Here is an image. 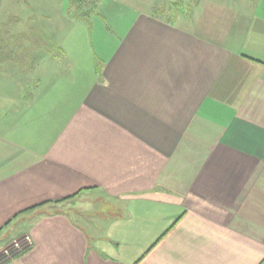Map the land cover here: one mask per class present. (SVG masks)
Masks as SVG:
<instances>
[{
	"label": "crops",
	"instance_id": "crops-1",
	"mask_svg": "<svg viewBox=\"0 0 264 264\" xmlns=\"http://www.w3.org/2000/svg\"><path fill=\"white\" fill-rule=\"evenodd\" d=\"M142 7L113 23L50 126L55 93L34 97L31 56L0 66L23 75L4 104L21 126L0 122V252L31 245L0 264L264 262V0ZM15 27L0 22V39Z\"/></svg>",
	"mask_w": 264,
	"mask_h": 264
},
{
	"label": "rangeland",
	"instance_id": "rangeland-1",
	"mask_svg": "<svg viewBox=\"0 0 264 264\" xmlns=\"http://www.w3.org/2000/svg\"><path fill=\"white\" fill-rule=\"evenodd\" d=\"M99 1L100 2L97 4H94L93 0L90 1L91 3H85L80 12L77 11L79 4H73L72 9L68 0L0 1V22L4 21L5 28H13L17 22H20V24H17L13 31L15 30V33H21V42H7L10 49L15 51L17 50L18 45H21V55H23L21 60L24 63L28 62L27 65L30 67L34 66L33 70L28 67V69L32 70L31 76L33 79L38 78L41 81L40 88L33 94L34 97H37L41 91L47 95H50L53 92L55 93L53 98L56 102H53V104L48 106L45 111L48 114V117L42 119V123L47 126H50L49 120L51 119V116L57 115L56 110L61 111L60 115L63 113L65 115L68 114L67 111L70 109V104H68V102L69 99H72L73 95H70V92L65 93V91H68L71 87L74 89L73 81L76 82L77 85L83 84L82 80H80L82 73L79 69L92 65L90 63L91 61H94L95 56H98L101 51L106 50L107 46L112 45L108 43L109 37L112 36L111 29H116V25L114 24L113 26V23L120 18V15L122 16L125 14V17L130 19L132 12H136V9L138 12H145L142 7L144 4L153 2L154 5L156 3L162 4L168 0ZM89 10L90 15H84V13L86 14ZM91 10L93 11L91 12ZM77 12L80 14L79 18L75 16V13ZM49 18L51 21H49ZM107 20L110 21L106 22ZM40 31L44 34L51 33L48 34V36H52L55 42L52 43L49 40L50 38L41 34ZM0 32L2 34L4 30L0 29ZM2 39L7 41L4 38ZM56 47L62 49L63 54H60V52L56 50ZM53 51L54 53L57 51L56 54L58 56L63 55L64 58H55L52 55L48 56L44 53L48 52L51 54ZM27 56H31V61H27ZM68 59L72 61L75 69L74 74L69 72ZM63 61H67L68 64L67 62L65 64ZM1 71L0 122L4 119L10 123L11 128L13 126L17 128V126H21V117H19V115L10 117L4 104L7 99L10 103H12L13 100L17 101L16 99L19 97L21 98L22 84L20 85V81L23 75L20 74L18 69L11 64L4 65ZM33 71L34 73H32ZM58 84H60V87H58V89H54ZM61 88L64 89L60 91L59 89ZM33 90L31 92H33ZM41 96L44 97L45 95L42 94ZM52 99L50 100L53 101ZM27 106L29 108L32 105L27 104L26 106H23V109H26ZM36 120L37 118L35 117L27 118L26 121L22 122V126L30 128L35 124L37 129L40 128L42 130L40 122L37 123ZM16 133L21 134V131H16ZM96 209L97 208H93L92 210ZM72 216L75 219L81 220L74 214H72ZM11 229H13V231H17L18 225L13 223ZM21 241L23 242L24 238L21 239Z\"/></svg>",
	"mask_w": 264,
	"mask_h": 264
},
{
	"label": "trees",
	"instance_id": "trees-1",
	"mask_svg": "<svg viewBox=\"0 0 264 264\" xmlns=\"http://www.w3.org/2000/svg\"><path fill=\"white\" fill-rule=\"evenodd\" d=\"M90 1L91 0H68V2H70V4H71L72 9H73V4H75V3L79 4L77 7L78 12H80V10L83 9V5H85V3H91ZM98 2H100V1L99 0H93L94 4H97ZM92 11L93 10H91V12ZM78 12L75 13V16L79 18L80 14ZM88 14L90 15V10L88 12H86V14L84 13V15H87V16H88ZM7 39H6L7 41L2 40V39L0 40V66L2 64H4L5 62L15 63L17 61V57L15 56V53L17 50L14 51V50L10 49V46L7 42H15V41L21 42V36L20 37H18V36H7ZM18 48L21 49V45H18ZM56 203H58V202H55V204ZM30 246L31 245L27 239H24V241L21 243V246H18V244L12 245L7 251L3 252V257L1 258V262L5 261L9 257L15 256V254L19 251H20L19 253H22V252L28 250L30 248ZM19 253H17V254H19Z\"/></svg>",
	"mask_w": 264,
	"mask_h": 264
},
{
	"label": "water",
	"instance_id": "water-1",
	"mask_svg": "<svg viewBox=\"0 0 264 264\" xmlns=\"http://www.w3.org/2000/svg\"><path fill=\"white\" fill-rule=\"evenodd\" d=\"M15 244H18V246H21V239H18L17 241H15V242L12 243L11 245H9V246L6 247L5 249H3V250L0 252V257H1V255L3 254V252L7 251L12 245H15ZM0 262H1V259H0Z\"/></svg>",
	"mask_w": 264,
	"mask_h": 264
},
{
	"label": "flooded vegetation",
	"instance_id": "flooded-vegetation-1",
	"mask_svg": "<svg viewBox=\"0 0 264 264\" xmlns=\"http://www.w3.org/2000/svg\"><path fill=\"white\" fill-rule=\"evenodd\" d=\"M3 257V254L1 255L0 259Z\"/></svg>",
	"mask_w": 264,
	"mask_h": 264
}]
</instances>
